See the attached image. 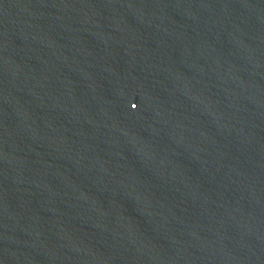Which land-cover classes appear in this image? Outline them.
<instances>
[{"label": "water", "instance_id": "1", "mask_svg": "<svg viewBox=\"0 0 264 264\" xmlns=\"http://www.w3.org/2000/svg\"><path fill=\"white\" fill-rule=\"evenodd\" d=\"M0 264H264V0H0Z\"/></svg>", "mask_w": 264, "mask_h": 264}]
</instances>
